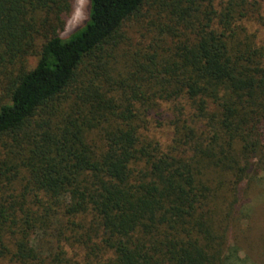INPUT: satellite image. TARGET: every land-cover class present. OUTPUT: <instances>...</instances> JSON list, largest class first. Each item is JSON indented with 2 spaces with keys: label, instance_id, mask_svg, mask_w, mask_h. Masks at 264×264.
Segmentation results:
<instances>
[{
  "label": "trees",
  "instance_id": "trees-1",
  "mask_svg": "<svg viewBox=\"0 0 264 264\" xmlns=\"http://www.w3.org/2000/svg\"><path fill=\"white\" fill-rule=\"evenodd\" d=\"M75 4L0 0V264H250L264 0Z\"/></svg>",
  "mask_w": 264,
  "mask_h": 264
},
{
  "label": "rangeland",
  "instance_id": "rangeland-1",
  "mask_svg": "<svg viewBox=\"0 0 264 264\" xmlns=\"http://www.w3.org/2000/svg\"><path fill=\"white\" fill-rule=\"evenodd\" d=\"M87 17L88 0H76L74 12L62 32V36H67L70 32L82 26ZM251 228L247 240H243V243L240 242L242 249L239 252V257H245L250 264L253 262L260 264L259 255L261 251L262 254L264 253L262 249V245H264V196L262 195H256ZM248 249L252 250V257ZM245 251L247 254H245Z\"/></svg>",
  "mask_w": 264,
  "mask_h": 264
}]
</instances>
